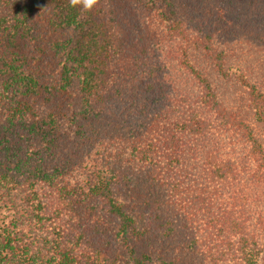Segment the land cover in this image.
I'll return each instance as SVG.
<instances>
[{
	"label": "trees",
	"instance_id": "16d2710c",
	"mask_svg": "<svg viewBox=\"0 0 264 264\" xmlns=\"http://www.w3.org/2000/svg\"><path fill=\"white\" fill-rule=\"evenodd\" d=\"M0 264H264V0H0Z\"/></svg>",
	"mask_w": 264,
	"mask_h": 264
},
{
	"label": "clouds",
	"instance_id": "9594fccd",
	"mask_svg": "<svg viewBox=\"0 0 264 264\" xmlns=\"http://www.w3.org/2000/svg\"><path fill=\"white\" fill-rule=\"evenodd\" d=\"M97 3L98 0H69L70 6H81V8L85 11H90Z\"/></svg>",
	"mask_w": 264,
	"mask_h": 264
}]
</instances>
